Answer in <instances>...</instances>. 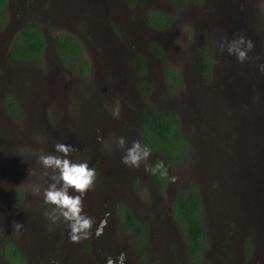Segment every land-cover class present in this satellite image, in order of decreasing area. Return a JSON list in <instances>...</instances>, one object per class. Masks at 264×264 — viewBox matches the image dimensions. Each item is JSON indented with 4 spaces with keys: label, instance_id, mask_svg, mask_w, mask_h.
<instances>
[{
    "label": "rangeland",
    "instance_id": "obj_1",
    "mask_svg": "<svg viewBox=\"0 0 264 264\" xmlns=\"http://www.w3.org/2000/svg\"><path fill=\"white\" fill-rule=\"evenodd\" d=\"M69 1L68 8L64 0H9L0 26V245L5 240L21 245L24 264H107L121 252L125 264H189L170 203L177 188L193 182L203 206L202 264H264V74L257 67L264 63V0L183 5L136 0L133 6L125 0ZM147 8L173 13L172 25L148 26ZM27 20H38L44 31L41 62L7 57L9 37ZM58 31L78 37L81 57L91 64L87 73H75L71 63L60 61L53 38ZM241 34L255 43L249 53L253 59L243 64L220 47L225 38ZM152 41L179 73L180 84L164 79ZM203 44L212 56L205 77L197 65ZM257 55L261 61L254 59ZM138 57L141 71L135 66ZM143 93L158 109L179 114L189 143L186 156L173 164L151 151L169 174L164 192L143 165L126 167L121 150L106 151L97 139L102 135L108 141L114 134L129 145L139 140ZM37 134L46 143H35ZM57 142L76 148L70 157L75 162L97 160L95 186L83 201L84 212L95 220L93 234L79 244L64 240L67 223L51 224L46 213L52 206L30 193L31 183L47 187L49 180L34 155H21L27 149L53 153ZM120 204L140 222L141 233L123 228ZM13 221L22 222V229L14 230ZM46 238V248L37 250ZM0 264L8 263L0 257Z\"/></svg>",
    "mask_w": 264,
    "mask_h": 264
},
{
    "label": "trees",
    "instance_id": "obj_2",
    "mask_svg": "<svg viewBox=\"0 0 264 264\" xmlns=\"http://www.w3.org/2000/svg\"><path fill=\"white\" fill-rule=\"evenodd\" d=\"M133 5L135 0H126ZM186 1L201 3L202 0H177V4L183 5ZM7 19V0H0V26H3ZM145 23L155 29H164L172 25L173 13L161 11L155 8H147L144 12ZM54 46L60 60L71 63L73 70L78 74H85L90 64L87 58L81 57L82 46L79 39L66 32L54 34ZM46 47V39L40 24L36 20H29L23 23L13 34L7 47V57L13 60H34L41 62L43 51ZM150 50L155 56H160L163 51L160 45L152 41ZM198 67L202 75L210 74L212 56L206 44L199 47L197 53ZM137 70L143 69L142 58L135 59ZM162 73L166 81L179 83V73L175 68L169 66L166 59L162 60ZM3 97L8 105L14 106L13 100L4 94ZM146 100L141 114V122L138 128L140 141L147 145L152 152L161 154L170 163H176L186 156L189 151V143L182 130L179 114L175 110L158 109L148 100V94L143 93ZM90 167L97 169V160L92 158L89 161ZM150 166L154 172H150L153 181L159 192H164L168 183V171L162 161L153 156ZM17 199L22 198L21 191L16 192ZM172 216L184 237L186 253L189 264H202V250L205 247L203 231V206L201 194L195 183L179 187L175 191L171 203ZM124 229L141 233L140 222L133 217L128 208L120 204L117 207ZM0 257L9 264H24L25 259L19 253L18 248L8 240L0 245Z\"/></svg>",
    "mask_w": 264,
    "mask_h": 264
},
{
    "label": "clouds",
    "instance_id": "obj_3",
    "mask_svg": "<svg viewBox=\"0 0 264 264\" xmlns=\"http://www.w3.org/2000/svg\"><path fill=\"white\" fill-rule=\"evenodd\" d=\"M221 48L225 49L227 54L234 56L236 60L243 64L252 60L249 53L255 49V43L245 35L241 34L228 40L225 38L221 42ZM256 61H261L262 57H254ZM258 70L264 74V63L257 64ZM34 142L38 144L46 143V137L37 134L33 137ZM98 141L105 145V150L111 152L119 149L123 152L121 163L128 168L139 169L142 165L147 172H154L150 166L151 149L141 143L140 140L132 141L129 145L124 136L109 135L108 141H105L102 135L97 137ZM28 151L36 157L37 163L43 169V175L48 177L47 187L33 182L29 185V191L36 197H42L46 204L51 205L50 211L46 213L51 224L66 222L69 229V240L74 244H79L92 236L95 220L84 212V198L88 191L95 186L97 171L90 167L87 161L75 162L70 157L76 151L73 146L57 142L54 145V152H45L43 149L21 150V155ZM34 173L30 169L29 177ZM172 182L176 177H172ZM75 193V194H73ZM14 230L19 231L23 227L22 222L13 221ZM106 221L102 222L95 232L97 238L103 234V227ZM126 254L121 252L118 257H108L107 264H125Z\"/></svg>",
    "mask_w": 264,
    "mask_h": 264
},
{
    "label": "flooded vegetation",
    "instance_id": "obj_4",
    "mask_svg": "<svg viewBox=\"0 0 264 264\" xmlns=\"http://www.w3.org/2000/svg\"><path fill=\"white\" fill-rule=\"evenodd\" d=\"M64 1H66L67 2V4L68 5H66L68 8L71 6L70 5V1L69 0H64ZM126 1V0H125ZM135 2H136V0H135ZM135 2H134V4H135ZM189 2H191V1H189ZM126 3H127V1H126ZM192 3H194V2H192ZM128 4V3H127ZM133 4V5H134ZM8 5H9V0H7V7H8ZM129 5V4H128ZM133 5H130V6H133ZM27 21H29V20H27ZM36 21H38V20H36ZM26 21H24V22H21L20 24H18V25H16V29L15 30H13L14 32L12 33V35L9 37V39H11L12 38V36H13V34L15 33V31L23 24V23H25ZM145 22V21H144ZM38 23L40 24V22L38 21ZM40 27H41V25H40ZM42 28V27H41ZM169 28V27H168ZM155 29V28H154ZM164 29H167V28H164ZM43 30V29H42ZM159 30H163V29H159ZM58 32H63V31H58ZM76 32H78V33H80V31H76ZM43 33H44V31H43ZM57 33V32H56ZM66 33H70V32H66ZM70 34H72V33H70ZM72 35H74V34H72ZM74 36H76V35H74ZM80 38H83V39H85L83 36H85V34L83 33V36H81V35H78ZM77 37V36H76ZM78 38V37H77ZM9 41V40H8ZM81 43V42H80ZM46 48V47H45ZM44 52H45V49H44V51H43V54H44ZM56 54H57V52H55ZM153 54V53H152ZM154 55V54H153ZM57 56H58V54H57ZM155 56V55H154ZM59 57V56H58ZM156 58H158V59H160V61H161V64H162V60H163V58H162V54L160 55V56H155ZM11 60H13V59H11ZM14 61H19V60H14ZM61 61V60H60ZM197 65H198V61H197ZM73 67V66H72ZM90 68H91V64H90ZM90 68H89V70H90ZM161 69H162V67H161ZM88 70V71H89ZM198 70H199V73H200V75L201 76H204V75H202V72L200 71V69H199V67H198ZM87 71V72H88ZM86 72V73H87ZM205 77V76H204ZM180 117V116H179ZM180 121H181V119H180ZM141 122V121H140ZM138 138H139V136H138ZM140 140V139H139ZM142 143V142H141ZM152 159V157L150 158V160ZM149 163H150V161H149ZM150 173V172H149ZM150 175H151V173H150ZM169 175V174H168ZM151 178H152V175H151ZM169 178V177H168ZM153 179V178H152ZM168 182H169V179H168ZM167 185H168V183H167ZM25 198V196L23 197V198H21L22 200ZM20 199V200H21ZM171 203H172V201H171ZM171 203H170V214H171V216H172V212H171ZM119 215V214H118ZM172 218H173V216H172ZM174 219V218H173ZM120 221H121V219H120ZM62 222H60V223H58V227H60V224H61ZM55 225H57V224H54V226ZM127 230V229H126ZM46 232H47V230H46ZM58 232V231H57ZM45 237H47L48 238V242L49 243H52L53 242V240H52V237L50 236V235H47V236H45ZM59 237H60V235H58V233H57V236H56V238L55 239H59ZM47 238L42 242V245L40 246V247H38L37 248V250H39V251H41V250H44L45 248H46V240H47ZM64 240L65 241H67V240H69V238L66 236L65 238H64ZM68 243V242H67ZM15 244V246L18 248V251H19V253L21 254L22 253V246L21 245H19L18 243L16 244V243H14ZM62 247V246H61ZM67 244H66V248H64V250L65 251H67ZM22 256H23V254H21ZM41 256H42V254H41ZM66 258L67 257H70V253L69 254H67L66 256H65ZM9 264V263H8ZM71 264H73V262H71ZM74 264H76V262L74 263Z\"/></svg>",
    "mask_w": 264,
    "mask_h": 264
}]
</instances>
